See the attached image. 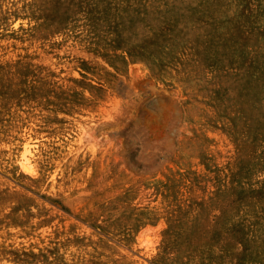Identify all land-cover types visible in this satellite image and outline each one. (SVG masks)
Returning a JSON list of instances; mask_svg holds the SVG:
<instances>
[{"label":"rangeland","instance_id":"1","mask_svg":"<svg viewBox=\"0 0 264 264\" xmlns=\"http://www.w3.org/2000/svg\"><path fill=\"white\" fill-rule=\"evenodd\" d=\"M263 25L264 0H0V264H264ZM139 67L180 114L116 131Z\"/></svg>","mask_w":264,"mask_h":264},{"label":"bare ground","instance_id":"2","mask_svg":"<svg viewBox=\"0 0 264 264\" xmlns=\"http://www.w3.org/2000/svg\"><path fill=\"white\" fill-rule=\"evenodd\" d=\"M27 1V0H26ZM30 1V0H29ZM53 1V0H52ZM190 2H191V0H189ZM33 2V1H32ZM60 2H62V1H60ZM188 2V1H187ZM187 2H186V4H187ZM104 3V2H103ZM16 5H17V3H16ZM24 5V4H23ZM100 5H101V3H100ZM183 5V4H182ZM194 5V4H193ZM9 6V5H8ZM19 6V5H18ZM31 6V5H30ZM93 6V5H92ZM1 7H3V6H1ZM21 8V7H20ZM13 9V8H12ZM60 10V9H59ZM58 10V11H59ZM3 11V10H2ZM18 11V10H17ZM63 11V10H62ZM68 11V10H67ZM70 11V10H69ZM187 12V11H186ZM16 13V12H15ZM229 13V12H228ZM60 14V13H59ZM72 14V13H71ZM226 14H227V12H226ZM36 15V14H35ZM64 15H65V13H64ZM62 16V15H61ZM77 16V15H76ZM106 16V15H105ZM227 16H229V15H227ZM64 17V16H63ZM56 18H59V15H58V17H56ZM27 19V18H26ZM25 19V20H26ZM64 19V18H63ZM157 19V18H156ZM160 19H162V18H160ZM19 20V19H18ZM30 20V19H29ZM59 20V19H58ZM119 20V19H118ZM163 20H164V18H163ZM27 21V20H26ZM74 21V20H73ZM129 21V20H128ZM155 21V20H154ZM157 21H159V19L157 20ZM157 21H156V23H157ZM60 22V21H59ZM146 23H147V21H145ZM11 23V22H10ZM53 23V22H52ZM85 23V22H84ZM136 23H138V22H136ZM141 23V22H140ZM151 23H153V22H151ZM189 23V22H188ZM104 24V23H103ZM123 24V23H122ZM139 24V23H138ZM144 24V23H143ZM158 24V23H157ZM162 24V23H161ZM140 25V24H139ZM142 25V24H141ZM156 25V24H155ZM189 25H190V23H189ZM111 26V25H110ZM153 26V25H152ZM264 26V25H263ZM5 27V26H4ZM21 27H23L22 25H21ZM26 27V26H25ZM29 27V26H28ZM112 27V26H111ZM121 27V26H120ZM122 27H123V25H122ZM136 27V26H135ZM146 27V26H145ZM185 27V26H184ZM46 28V27H45ZM48 28V27H47ZM92 28H94V27H92ZM117 28H119V27H117ZM140 28V27H139ZM261 28V27H260ZM126 29V28H125ZM181 29H183V28H181ZM1 30V29H0ZM127 30V29H126ZM190 30V29H189ZM201 30V29H200ZM6 31V30H5ZM58 31V30H57ZM125 31V30H124ZM153 31V30H152ZM261 31H262V29H261ZM46 32V31H45ZM149 32V31H148ZM179 32H181V31H179ZM196 32H198V31H196ZM176 33V32H175ZM192 33H194L193 31H192ZM191 33V34H192ZM45 34V33H44ZM126 34V33H125ZM92 35H94V34H92ZM150 35H151V33H150ZM193 35V34H192ZM22 36V35H21ZM45 36V35H44ZM146 36H148V35H146ZM227 36V35H226ZM254 36V35H253ZM4 37V36H3ZM16 37V36H15ZM55 37H57V36H55ZM129 37V36H128ZM179 37V36H178ZM177 37V38H178ZM194 37V36H193ZM201 36H199V38H200ZM17 38H19V37H17ZM50 38V37H49ZM53 38V37H52ZM76 38V37H75ZM94 38V37H93ZM146 38V37H145ZM192 38V37H191ZM57 39V38H56ZM129 39V38H128ZM147 39V38H146ZM182 39V38H181ZM11 40V39H10ZM25 40V39H24ZM30 40V39H29ZM174 40V39H173ZM176 40V39H175ZM185 40V39H184ZM3 41V40H2ZM22 41V40H21ZM109 41V40H108ZM182 41H183V39H182ZM16 42V41H15ZM38 42V41H37ZM133 42H134V40H133ZM170 42V41H169ZM185 42V41H184ZM9 43V42H8ZM88 43V42H87ZM140 43V42H139ZM174 43V42H173ZM10 44V43H9ZM160 44V43H159ZM179 44V43H178ZM176 45V44H175ZM181 45V44H180ZM170 46H171V44H170ZM169 46V47H170ZM6 47V46H5ZM17 47V46H16ZM186 47V46H185ZM159 48V47H158ZM170 48H172V47H170ZM174 48V47H173ZM10 49V48H9ZM178 49V48H177ZM217 49V48H216ZM73 50V49H72ZM71 50V51H72ZM164 50V49H163ZM168 50V49H167ZM172 51H174V50H172ZM180 51V50H179ZM184 51V50H183ZM15 52H16V50H15ZM62 52V51H61ZM74 53H75V51H73ZM234 52H236V51H234ZM59 53H60V51H59ZM105 53V52H104ZM174 53V52H173ZM14 54V53H13ZM18 54V53H17ZM92 54V53H91ZM90 54V55H91ZM156 54V53H155ZM154 54V55H155ZM157 54H158V52H157ZM156 54V55H157ZM163 54V53H162ZM234 54V53H233ZM169 55V54H168ZM175 55V54H174ZM117 56H119V55H117ZM160 56V55H159ZM171 56V55H170ZM13 57V56H12ZM6 58H7V56H6ZM21 58V57H20ZM87 58V57H86ZM97 58V57H96ZM119 58V57H118ZM158 58V57H157ZM264 58V57H263ZM68 59V58H67ZM85 59V58H84ZM162 59V58H161ZM160 59V60H161ZM1 60V59H0ZM7 60V59H6ZM163 60V59H162ZM164 61V60H163ZM157 62V61H156ZM160 62V61H159ZM165 62V61H164ZM223 62H224V59H223ZM3 63V62H2ZM17 63V62H16ZM150 63V62H149ZM166 63V62H165ZM151 67V66H150ZM173 67V66H172ZM17 68V67H16ZM155 68V67H154ZM160 68V67H159ZM165 68V67H164ZM19 69V68H18ZM153 69V68H152ZM154 70H152V72H153ZM242 71H244V69L242 70ZM155 72V71H154ZM171 72V71H170ZM71 73H73V72H71ZM172 73V72H171ZM228 73V72H227ZM129 74V73H128ZM117 75V74H116ZM12 76V75H11ZM119 76V75H118ZM130 79L129 80H127L125 77H121L119 80H117L116 82H115V87L117 88V90H120V91H122V90H125L126 92H127V94L133 99V101H132V104H131V106L129 107V109L122 115V117L121 118H119V119H117V120H115L113 123H111V126H115V128H114V130H121L122 129V127L124 126V125H126L127 124V120H129V119H132V118H134L135 117V113L134 112H140V113H143V112H148V110L147 109H151L152 111H155V112H157L158 113V115H160V116H165L166 115V113L167 112H169V111H172V112H174V113H176V115L177 114H180V112H179V110H180V108H179V106L172 100V99H170L169 97H167L166 95H164L163 93H161L160 92V90L159 89H157V88H155L154 86H152V85H150V83H149V85H148V83H147V90L145 91V93H142V92H140V91H138L137 90V88H138V86H140V84H141V81L146 77V74L144 73V71H143V69L141 68V67H139L137 70H131V72H130ZM173 76H175V75H173ZM73 77V76H72ZM159 77V76H158ZM201 77H203V76H201ZM3 78V77H2ZM176 78V77H175ZM5 79V78H4ZM3 79V80H4ZM189 79V78H188ZM194 79H196V78H194ZM2 80V81H3ZM190 80V79H189ZM188 80V81H189ZM197 80V79H196ZM205 80V79H204ZM221 80V79H220ZM145 81H147V80H145ZM187 81V80H186ZM199 81V80H198ZM203 81V80H202ZM71 82V81H70ZM150 82V81H149ZM197 82V81H196ZM206 82V81H205ZM213 82V81H212ZM220 82V81H219ZM165 83V82H164ZM192 83V82H191ZM210 83V82H209ZM7 84V83H6ZM206 85V84H205ZM198 86V85H197ZM207 86V85H206ZM203 87V86H202ZM1 88H2V86H1ZM142 88H143V84H142ZM200 88V87H199ZM206 88H208V87H206ZM91 89V88H90ZM226 89V88H225ZM227 89H228V87H227ZM117 90L115 91V92H117ZM162 90V89H161ZM220 90V89H219ZM165 91V90H164ZM191 91V90H190ZM194 91V90H193ZM1 92V91H0ZM125 92V93H126ZM208 92V91H207ZM211 92V91H210ZM59 93V92H58ZM124 93V94H125ZM231 93V92H230ZM56 94V93H55ZM84 94V93H83ZM119 94V93H118ZM117 94V95H118ZM168 94V93H167ZM228 94H229V92H228ZM121 95V94H120ZM123 95V94H122ZM4 96V95H3ZM83 96V95H82ZM204 96V95H203ZM232 96V95H231ZM230 96V97H231ZM192 97V96H191ZM195 97V96H194ZM199 97V96H198ZM198 100V99H197ZM199 101V100H198ZM202 101V100H201ZM230 101V100H229ZM196 102V101H195ZM194 101H192V103H195ZM7 103V102H6ZM229 103H231V101L229 102ZM57 105V104H56ZM67 105V104H66ZM2 106V105H1ZM185 106V105H184ZM62 107V106H61ZM199 107V106H198ZM187 109V108H186ZM190 109V108H189ZM196 109V108H195ZM221 109V108H220ZM190 111V110H189ZM193 111V110H192ZM196 111V110H195ZM198 111H199V109H198ZM123 112V111H122ZM187 113V112H186ZM193 113V112H192ZM119 114V113H118ZM152 114V113H151ZM191 114V113H190ZM196 114V113H195ZM185 115V114H184ZM209 115V114H208ZM195 116V115H194ZM184 117V116H183ZM193 117V116H192ZM8 118V117H7ZM195 118V117H194ZM105 119V118H104ZM187 120V119H186ZM215 120V119H214ZM195 121V120H194ZM197 122V121H196ZM210 122V121H209ZM103 123V122H102ZM132 123V122H131ZM147 123V122H146ZM162 123V122H161ZM189 124V123H188ZM104 125V124H103ZM106 125V124H105ZM132 125V124H131ZM178 125V124H177ZM208 125V124H207ZM182 126V125H181ZM180 125H179V127H181ZM195 126V125H194ZM224 126V125H223ZM95 127H96V124H95ZM103 127V126H102ZM101 127V128H102ZM220 127V126H219ZM106 128V127H105ZM108 128V127H107ZM112 128V127H111ZM92 129V128H91ZM181 129V128H180ZM179 129V130H180ZM95 130V129H94ZM98 130V129H97ZM182 130V129H181ZM180 130V131H181ZM224 130V129H223ZM89 131V130H88ZM178 130L177 129H175L174 130V132H177ZM238 131V130H237ZM105 132V131H104ZM194 132V131H193ZM233 132V131H232ZM101 133H102V131H101ZM118 133V132H117ZM209 133V132H208ZM98 134V133H97ZM96 134V135H97ZM103 134V133H102ZM106 134V133H105ZM104 134V135H105ZM115 134H116V132H115ZM161 134V133H160ZM195 134V133H194ZM92 135V134H91ZM180 135V134H179ZM198 135V134H197ZM212 135H213V133H212ZM211 135V136H212ZM85 136V138H86V135H84ZM209 136V135H208ZM88 137H89V135H88ZM104 137H106V135L104 136ZM23 138V137H22ZM82 138V137H81ZM102 138V137H101ZM107 138V137H106ZM205 138V137H204ZM224 138H225V136H224ZM83 139V138H82ZM90 139V138H89ZM122 139H124V138H122ZM214 139H215V136H214ZM26 140V139H25ZM81 140V139H80ZM92 140V139H91ZM112 140V139H111ZM125 140V139H124ZM170 140V139H169ZM220 140V139H219ZM93 141V140H92ZM107 141V140H106ZM118 141V140H117ZM122 141V140H121ZM171 141V140H170ZM10 142V141H9ZM91 142V141H90ZM111 142V141H110ZM124 142V141H123ZM178 142V141H177ZM176 142V143H177ZM2 143V142H1ZM82 143V142H81ZM88 143V142H87ZM108 143H109V140H108ZM122 143V142H121ZM96 144V143H95ZM99 144V143H98ZM110 144H112V143H110ZM193 144V143H192ZM12 145V144H11ZM83 145V144H82ZM85 145V144H84ZM220 145V144H219ZM3 146V145H2ZM7 146V145H6ZM118 146H119V144H118ZM188 146H190V145H188ZM223 146V145H222ZM120 147H123V146H119V148ZM4 148V147H3ZM7 148V147H6ZM181 148V147H180ZM212 148V147H211ZM93 149V148H92ZM190 150V152H191V149H189ZM195 150V149H194ZM237 150V149H236ZM95 151V150H94ZM202 151V150H201ZM214 151V150H213ZM217 151V150H216ZM222 151V150H221ZM194 152V151H193ZM215 152V151H214ZM223 152V151H222ZM9 153V152H8ZM29 153H31L32 154V145L31 144H26L25 145V148H24V152H23V154H22V152H21V154H22V161H21V166H22V169L26 172V173H33L34 172V169H33V167L30 165L31 164V154H29ZM183 153H185V151L183 152ZM194 153H198V152H194ZM217 153V152H216ZM219 153V152H218ZM84 154V153H83ZM95 154V153H94ZM177 154V153H176ZM201 154V153H200ZM8 155V154H7ZM91 155H92V153H91ZM191 155H192V153H191ZM226 155V154H225ZM234 155V154H233ZM21 156V155H20ZM173 156V155H172ZM214 156V155H213ZM232 156V155H231ZM175 157V156H174ZM207 157H209V156H207ZM216 157V156H215ZM229 157V156H228ZM11 158V157H10ZM124 158V157H123ZM176 158V157H175ZM202 158H203V156H202ZM21 159V158H20ZM158 159V158H157ZM173 159V158H172ZM222 159H224V158H222ZM197 160V159H196ZM203 160V159H202ZM220 160V159H219ZM19 161V160H18ZM154 161V160H153ZM152 161V163H154ZM222 161V160H221ZM242 161V160H241ZM17 162V161H16ZM214 162V161H213ZM20 163V162H19ZM209 163V162H208ZM219 163V162H218ZM238 163V162H237ZM206 164V163H205ZM244 165V164H243ZM94 166H95V164H94ZM169 166H171V165H169ZM216 166V165H215ZM20 167V166H19ZM167 167V166H166ZM207 167V166H206ZM209 167V166H208ZM207 167V168H208ZM211 167V166H210ZM217 168V167H216ZM187 169V168H186ZM212 169V168H211ZM210 169V170H211ZM220 169V168H219ZM214 170V169H213ZM225 170V169H224ZM239 171V170H238ZM2 172V171H1ZM158 172V171H157ZM172 172V171H171ZM225 172H226V170H225ZM214 173V172H213ZM227 173V172H226ZM172 174V173H171ZM156 175H158V174H156ZM173 175V174H172ZM233 175V174H232ZM174 176V175H173ZM263 176V175H262ZM175 177V176H174ZM213 178V177H212ZM155 179V178H154ZM157 179V178H156ZM112 180V179H111ZM173 181V180H172ZM174 182V181H173ZM20 183V182H19ZM166 183V182H165ZM226 183V182H225ZM156 184V183H155ZM155 184H154V186H155ZM19 185V184H18ZM24 185V184H23ZM29 185V184H28ZM151 185V184H150ZM152 186V185H151ZM30 187V186H29ZM236 187V186H235ZM147 188V187H146ZM212 189V188H211ZM210 189V190H211ZM235 189H237V188H235ZM148 190V189H147ZM152 190V189H151ZM34 191V190H33ZM164 191V190H163ZM234 191V190H233ZM236 191V190H235ZM165 192V191H164ZM237 192V191H236ZM87 193V192H86ZM90 193V192H89ZM152 194V193H151ZM158 194V193H157ZM263 194V193H262ZM85 195V194H84ZM150 195V194H149ZM156 196V195H155ZM152 197V196H151ZM150 197V198H151ZM159 196H157V198H158ZM237 197V196H236ZM243 197H245V196H243ZM250 197V196H249ZM159 199V198H158ZM157 200V199H156ZM237 200V199H236ZM145 202V201H144ZM143 202V203H144ZM200 203V202H199ZM148 206V205H147ZM174 216V215H173ZM104 231V230H103ZM121 239V238H120ZM119 239V240H120ZM137 242V241H136ZM139 242V241H138ZM140 245V244H139ZM138 245V246H139ZM149 245V244H148ZM152 245V244H151ZM147 246V245H146ZM153 246V245H152ZM131 247V246H130ZM145 247V246H144ZM143 247V248H144ZM148 247V246H147ZM150 247V246H149ZM248 248V247H247ZM133 249H135V248H133ZM148 249V248H147ZM155 250V249H154ZM134 251V250H133ZM137 251V250H136ZM148 252H150V251H148ZM146 253V252H145ZM160 253V252H159ZM144 255H146V254H144ZM149 255H150V253H149ZM148 258V257H147ZM150 258V257H149ZM154 259V258H153ZM155 263V262H154ZM158 263V262H157Z\"/></svg>","mask_w":264,"mask_h":264}]
</instances>
